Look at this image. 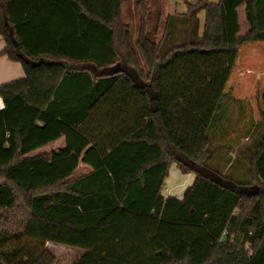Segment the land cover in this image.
I'll list each match as a JSON object with an SVG mask.
<instances>
[{"label": "trees", "instance_id": "1", "mask_svg": "<svg viewBox=\"0 0 264 264\" xmlns=\"http://www.w3.org/2000/svg\"><path fill=\"white\" fill-rule=\"evenodd\" d=\"M125 2L0 0V56L24 74L0 85V264H58L46 242L83 250L72 264H264V134L246 181L206 165L237 49L264 40V0H197L157 41L161 0H136V49ZM79 162L90 171L74 177ZM173 163L194 173L181 198L161 192Z\"/></svg>", "mask_w": 264, "mask_h": 264}, {"label": "crops", "instance_id": "2", "mask_svg": "<svg viewBox=\"0 0 264 264\" xmlns=\"http://www.w3.org/2000/svg\"><path fill=\"white\" fill-rule=\"evenodd\" d=\"M169 1L170 0H161L162 15L160 18L158 28L156 29L157 35H159L158 39H160L164 33L167 17L173 16V15L185 14L187 12V5L190 3H195L197 0H184V4L179 5V6L178 5H176V6L171 5ZM207 1L216 3L219 0H207ZM198 17H199L200 30H201L202 26H203L204 13L200 12L198 14ZM237 18H238V26H239V31H238L237 35L242 36V35L246 34L249 30V27H248V24H247L246 18H245L244 5H241L238 7ZM3 47H4V41L0 37V51L3 49ZM234 75H236L235 76L236 81L234 79H232V77ZM23 76H24L23 70L18 63L9 61L5 56H0V85L4 84L6 82H9V81L15 80V79L22 78ZM234 81H235V84H234L235 90L245 89V90H252V91L256 92V90L259 89L258 96H259V101H260V96H261L262 92H264V40L245 42L238 47L236 59L234 61L230 75H229L228 80H227L226 85H225L224 91L226 94H227L228 85ZM246 96L247 95H245V98H246ZM227 97L228 96L226 95V98ZM233 97L235 99H238V98L240 99L243 96H241V94H239L237 92L236 93L234 92ZM224 100H223V102H224ZM223 102L221 103V105L223 104ZM219 109H220V107H219ZM262 112H264V109H262ZM217 118H218L217 122L222 121V124H223V127H222L223 130H221L219 132V129H221V128L217 129V139L219 142V144L217 146V169L221 170L222 173H224V174L227 171H229L230 173H232V176H230V177L231 178L234 177L232 179L235 180L236 176L238 175V171L240 169L244 170L243 164L245 163V161H247V156L244 155L242 157L241 161H239L237 159V155L233 154L232 147H231V141H230L231 140L230 139L231 134L233 132L236 133V140H237V138L240 140V142L243 140L241 142L242 144H244L243 142H245V144H246L245 145V151L246 152L250 151L256 143L250 144V145L248 144V141H249L250 137L252 136V130L246 129V132L243 133L242 130L240 129L241 128L240 127V123H241L240 121L239 122L235 121V124H236V127H235L231 123V119H233V117H217ZM261 120H262V118H261ZM218 127L219 126H217V128ZM250 127H252V125ZM262 134H264V133H262ZM259 137H258V139H259ZM56 143H57V147L52 148L47 153H50L51 151L57 150L58 148L62 147L64 144V137H60L59 139L51 142L48 145L50 146V145L56 144ZM234 143L236 144L238 142H234ZM48 145H47V147H48ZM236 146H237V144H236ZM45 148H46V146L39 149L35 153H43L44 152L43 150ZM240 162H241V167L239 165ZM80 165L84 166L88 170L86 172L78 175V176H81V175L90 171V167L87 166L86 164L81 163V162H79L77 169L79 168ZM247 167H248V163H247ZM175 168L177 169V166H175ZM77 169H76V171H77ZM235 174H236V176H235ZM78 176H75V177H78ZM189 180L193 181L192 177H190ZM190 183H192V182H190ZM164 184H165V181H164ZM164 184H163V186H164ZM189 184H188V186H189ZM169 186H171V185L168 184L167 187H169ZM178 187H179L178 183L175 184L174 186H171L170 187L171 189H168L165 194H164L163 187H162V191H161L162 195H164V196L171 195V196H175L177 198H181L184 191L179 190ZM45 246H46L47 250L53 256H55L57 258L58 264H60L61 259H59V257L57 255H55V253L49 249V247L55 248V247L60 246V245L54 244L52 242H46ZM62 247L69 248L70 250L77 252V253H75V256L73 257V259L68 264H72L83 253V250L78 249V248L67 247L64 245H62Z\"/></svg>", "mask_w": 264, "mask_h": 264}, {"label": "rangeland", "instance_id": "3", "mask_svg": "<svg viewBox=\"0 0 264 264\" xmlns=\"http://www.w3.org/2000/svg\"><path fill=\"white\" fill-rule=\"evenodd\" d=\"M136 0H126V2L121 6L122 13L124 16V20L130 24L131 27V38L130 42L132 46L136 49L135 46V38L137 34V25H138V17H139V9L135 5ZM171 5H183L184 0H170L169 1ZM147 5L149 9H151V13L156 8V4L154 0H147ZM154 15L151 16L148 20V29L149 33L153 34L155 30V23L153 20ZM155 40L157 41L159 38V35H157V32L154 34ZM234 75L232 79H236ZM236 81V80H235ZM234 82H231L228 87H227V98L224 100L223 104L220 106V109L218 112H216L209 129L207 131L208 135V157L206 159V165L210 168L217 169V146L219 144L218 139H217V129H219V132L223 127L222 121L217 122V117H233L231 119V123L233 126L236 127L235 121L241 122L240 123V129L242 130L243 133L246 132V129H251L252 130V136L250 137L248 144H254L256 143L258 137L264 133V122L261 120V113H262V107L259 101V89L255 91L252 90H235L234 89ZM237 86V85H236ZM239 93L242 98L235 99L233 97V93ZM245 95L246 98H245ZM235 119V120H234ZM252 125V127H250ZM217 126H219L217 128ZM231 147H232V152L233 154L237 155V159L241 161L242 157L248 156V154L252 151V149L248 152L245 151V142L242 144L241 141L237 138L236 140V133L231 134ZM234 142H238L236 144ZM56 144L48 145L46 148L43 150V153L49 152L52 148H56ZM236 157V156H235ZM241 167V162L239 163ZM244 165V170H239L238 175L236 176L237 181H246L248 179V170H247V161H245ZM176 164L173 163L171 164L168 175L165 179V184L163 186V191L164 194L167 192L168 189H171V186H174L175 184H179V190L184 191L185 188L188 186V184L192 181H190V177H192V180L194 178V173L193 172H188V173H182L178 170V168H175ZM88 169L85 168L84 166L80 165L77 171L74 174L75 176H78L84 172H86ZM219 170V169H217ZM221 171V170H219ZM222 172V171H221ZM227 177L232 176V173L227 171L225 173ZM234 178V177H232ZM169 185V187H167ZM191 184V183H190ZM189 184V185H190ZM60 245V244H57ZM61 246V247H60ZM57 246L55 248L49 247L51 251L55 253L61 259L60 264H68L70 261L73 259L75 256L76 251L70 250L69 248L62 247V245Z\"/></svg>", "mask_w": 264, "mask_h": 264}, {"label": "built area", "instance_id": "4", "mask_svg": "<svg viewBox=\"0 0 264 264\" xmlns=\"http://www.w3.org/2000/svg\"><path fill=\"white\" fill-rule=\"evenodd\" d=\"M3 102H2V99H1V97H0V109H2L3 108Z\"/></svg>", "mask_w": 264, "mask_h": 264}]
</instances>
